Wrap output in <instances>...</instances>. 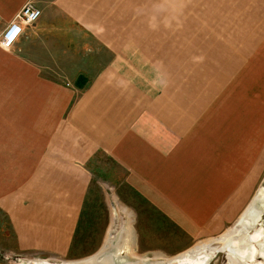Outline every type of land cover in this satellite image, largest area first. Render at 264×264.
<instances>
[{
  "label": "crops",
  "instance_id": "obj_1",
  "mask_svg": "<svg viewBox=\"0 0 264 264\" xmlns=\"http://www.w3.org/2000/svg\"><path fill=\"white\" fill-rule=\"evenodd\" d=\"M27 1L0 0V33ZM31 1L40 17L0 46V210L17 250L69 253L100 156L203 229L214 214L197 225L185 202L214 211L215 187L233 185V134L264 117L249 96L264 90V0Z\"/></svg>",
  "mask_w": 264,
  "mask_h": 264
},
{
  "label": "rangeland",
  "instance_id": "obj_2",
  "mask_svg": "<svg viewBox=\"0 0 264 264\" xmlns=\"http://www.w3.org/2000/svg\"><path fill=\"white\" fill-rule=\"evenodd\" d=\"M180 17L186 20L192 17V11H180ZM262 84L264 77L256 83L257 86ZM249 96L256 100L263 98L264 90L252 83ZM260 106L257 101L249 106L250 115L262 113ZM240 119L242 117H233V129ZM246 119L249 123L247 137L240 139L239 135L233 134V185L215 187L219 191L213 209L215 212L210 214L209 211V204L214 200L185 202V206L194 207L195 214H201L200 218L194 220L197 225H204L208 217L214 214L203 229L187 232L178 219L168 217L126 183L127 172L122 166L108 156H100L90 163L92 185L69 253L61 257L17 250L8 220L0 210V259L7 264H28L31 260L39 259L59 262L85 258L104 247L106 253L103 255H110L116 264H166L169 258H179L181 254H177L184 251L203 256L208 264H264V254L259 253L264 244V199H256L257 191L264 187V117L251 116ZM246 162L248 173L245 176ZM198 204L202 206L197 207ZM252 209L258 215L257 220L246 223L241 229L236 227L243 213ZM258 232L260 235L251 239ZM222 235L228 237L226 246L217 248L209 244L206 247L205 244L214 242ZM230 241L237 242L235 247H231ZM194 246L197 248L194 249ZM232 248L240 250L234 253Z\"/></svg>",
  "mask_w": 264,
  "mask_h": 264
},
{
  "label": "bare ground",
  "instance_id": "obj_3",
  "mask_svg": "<svg viewBox=\"0 0 264 264\" xmlns=\"http://www.w3.org/2000/svg\"><path fill=\"white\" fill-rule=\"evenodd\" d=\"M257 200H263L264 199V187H261L259 189V191H257ZM258 215L256 216V213L254 212V210H247L244 215L240 218V222L239 224H237L239 227V229H241L242 227H245L244 225L247 223L249 224L251 221H256L257 220ZM242 220V221H241ZM238 223V222H237ZM260 235V233H255L254 235H252L251 239H255L257 238V236ZM255 236V237H254ZM228 241V237L227 235H223L221 237V239H217L214 242L211 243L212 247H217V248H223L224 246L227 245ZM121 243V241H120ZM229 244H232L231 247H235V245L237 244L236 241L233 242H229ZM262 254H264V244H262V246L260 247ZM240 249L237 248H232V251L234 253H237V251H239ZM106 249L102 248L100 249L98 252H96L95 254H92L90 256H87L85 258L82 259H76V260H65V261H60V262H48L45 260H37V261H33L31 260L28 264H115V262L113 261V259H111L110 255L105 256L103 254H105ZM251 251V250H250ZM242 253V252H241ZM239 254V253H238ZM207 259L204 258L203 256H198L192 252H185L183 254H181V256L179 258H171L170 261L168 262V264H208L207 263ZM141 262V260H140ZM124 264H140V263H134V262H130V263H124Z\"/></svg>",
  "mask_w": 264,
  "mask_h": 264
},
{
  "label": "built area",
  "instance_id": "obj_4",
  "mask_svg": "<svg viewBox=\"0 0 264 264\" xmlns=\"http://www.w3.org/2000/svg\"><path fill=\"white\" fill-rule=\"evenodd\" d=\"M40 14V9L31 0L24 3L0 33V46L3 48L11 47L22 33L23 26L34 23L40 17Z\"/></svg>",
  "mask_w": 264,
  "mask_h": 264
},
{
  "label": "flooded vegetation",
  "instance_id": "obj_5",
  "mask_svg": "<svg viewBox=\"0 0 264 264\" xmlns=\"http://www.w3.org/2000/svg\"><path fill=\"white\" fill-rule=\"evenodd\" d=\"M227 249V248H226ZM215 250H217V249H215ZM226 251V250H225ZM229 251V250H228ZM231 252V251H230ZM262 256H263V254H262V251H260L259 252ZM228 256V255H227ZM228 258H229V260H230V257L228 256ZM264 258V257H263ZM246 264H248L247 262H246Z\"/></svg>",
  "mask_w": 264,
  "mask_h": 264
},
{
  "label": "water",
  "instance_id": "obj_6",
  "mask_svg": "<svg viewBox=\"0 0 264 264\" xmlns=\"http://www.w3.org/2000/svg\"><path fill=\"white\" fill-rule=\"evenodd\" d=\"M256 198H257V196H256ZM82 259V258H81Z\"/></svg>",
  "mask_w": 264,
  "mask_h": 264
}]
</instances>
